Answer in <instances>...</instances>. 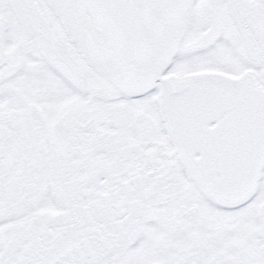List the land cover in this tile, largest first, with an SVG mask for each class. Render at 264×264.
Instances as JSON below:
<instances>
[{
    "label": "snow or ice",
    "instance_id": "1",
    "mask_svg": "<svg viewBox=\"0 0 264 264\" xmlns=\"http://www.w3.org/2000/svg\"><path fill=\"white\" fill-rule=\"evenodd\" d=\"M0 264H264V0H0Z\"/></svg>",
    "mask_w": 264,
    "mask_h": 264
}]
</instances>
